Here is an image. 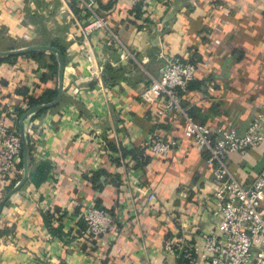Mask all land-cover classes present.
Instances as JSON below:
<instances>
[{
	"label": "crops",
	"instance_id": "crops-1",
	"mask_svg": "<svg viewBox=\"0 0 264 264\" xmlns=\"http://www.w3.org/2000/svg\"><path fill=\"white\" fill-rule=\"evenodd\" d=\"M96 1L132 55L120 62L104 33L96 36L93 45L108 58L101 85L79 54L87 13L75 0H0V52L47 46L63 61L60 100L23 123L31 108L57 98L58 55L35 50L0 62V106L12 111L9 127L29 136L25 183L10 193L24 175L23 152L14 180H0V203L9 194L0 214V264L172 263L164 241L203 244L214 230V165L184 136L181 120H158L157 107L138 98L163 65L161 54L197 62L182 99L196 122L211 129L232 122L242 131L264 107V0H148L146 9ZM43 96L52 98L32 104ZM154 136L176 143L169 158L130 154ZM227 164L248 184L264 166V143L229 155ZM149 191L156 194L151 205ZM88 204L120 218L111 249L83 234L79 215Z\"/></svg>",
	"mask_w": 264,
	"mask_h": 264
},
{
	"label": "built area",
	"instance_id": "built-area-1",
	"mask_svg": "<svg viewBox=\"0 0 264 264\" xmlns=\"http://www.w3.org/2000/svg\"><path fill=\"white\" fill-rule=\"evenodd\" d=\"M123 1L131 8L146 9L148 5V0ZM75 2L87 13L86 22L79 27V54L85 62L88 77L101 85L108 58L102 56L98 45H93L96 36L104 33L103 44L116 50L120 62L132 55L109 28L107 17L96 10V0ZM24 39L29 40L26 35ZM160 58L164 60L163 65L155 76H149L148 83L138 92V98L148 108L157 107L158 120L167 118L173 123L181 120L184 136L191 139L196 149L206 154L214 165L216 191L211 203L219 216L214 230L205 235L203 244L183 246L172 239L164 241L165 254L173 258L172 263L164 264H264V166L248 184H241L227 164L229 155L244 156L251 148L264 143V107L242 131L232 122L214 129L202 125L192 118L182 101L183 94L195 79L197 62L162 54ZM11 115L10 109L0 106V177L6 181L17 173L23 142L29 143L26 133L21 135L9 127ZM100 145L105 146V141ZM176 147L175 142L154 136L141 147V157L166 159ZM144 197L148 205L156 201L153 191ZM79 218L85 224L83 234L97 247L111 249L115 246L120 233V218L115 211L88 204Z\"/></svg>",
	"mask_w": 264,
	"mask_h": 264
},
{
	"label": "water",
	"instance_id": "water-1",
	"mask_svg": "<svg viewBox=\"0 0 264 264\" xmlns=\"http://www.w3.org/2000/svg\"><path fill=\"white\" fill-rule=\"evenodd\" d=\"M35 50H45V51H53L55 53H57L58 55V62H59V88H58V94H57V98L49 103V104H43L40 106H36L31 108L25 115H23L20 119V122L23 123V121L25 120V118L33 113H35L38 110H41L43 108H49L54 106L61 98L62 94H63V90H62V73H63V61H62V56L61 54L58 52L57 49L53 48V47H47V46H30V47H26L23 49H18V50H12V51H8V52H0V57H5V56H17V55H21V54H25V53H29L31 51H35ZM21 135H23V132L20 133ZM23 157H24V175L22 177V179L18 182V184L13 188V190L10 193H14L16 191H18L22 185L25 183L27 176H28V167H27V149H26V144L25 142H23ZM7 194L3 200L0 203V214L3 208L4 203L6 202L7 198H8Z\"/></svg>",
	"mask_w": 264,
	"mask_h": 264
},
{
	"label": "trees",
	"instance_id": "trees-1",
	"mask_svg": "<svg viewBox=\"0 0 264 264\" xmlns=\"http://www.w3.org/2000/svg\"><path fill=\"white\" fill-rule=\"evenodd\" d=\"M37 56V55H36ZM9 59V58H8ZM3 60H6V58L5 59H0V62H2ZM106 70H107V68H106ZM54 92H53V96H54ZM44 98V99H43ZM51 98H52V96H51ZM49 96L47 97V98H45L44 96L42 97V99H40V100H35L34 102H32V104L33 105H38V104H40V103H46V102H48V101H50V99H51ZM21 113H23V111H21ZM136 151L134 150V151H132V152H130V154H133L134 155V157L135 158H138V157H136V156H141V152L140 151H137L136 153H135ZM124 155H125V153H124ZM19 165V164H18ZM21 178V176H19L17 179L19 180ZM4 179V178H3ZM1 177H0V180L2 181L3 180Z\"/></svg>",
	"mask_w": 264,
	"mask_h": 264
},
{
	"label": "rangeland",
	"instance_id": "rangeland-1",
	"mask_svg": "<svg viewBox=\"0 0 264 264\" xmlns=\"http://www.w3.org/2000/svg\"><path fill=\"white\" fill-rule=\"evenodd\" d=\"M24 47V46H23ZM19 48H21V47H19ZM14 49H17V48H13L12 50H14ZM8 57V56H7ZM6 56L5 57H0V59H5V58H7Z\"/></svg>",
	"mask_w": 264,
	"mask_h": 264
}]
</instances>
